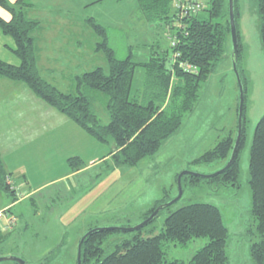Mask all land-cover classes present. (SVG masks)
I'll return each instance as SVG.
<instances>
[{
  "label": "rangeland",
  "instance_id": "1",
  "mask_svg": "<svg viewBox=\"0 0 264 264\" xmlns=\"http://www.w3.org/2000/svg\"><path fill=\"white\" fill-rule=\"evenodd\" d=\"M34 1L36 5L29 9V15L41 17L45 26L57 23L54 17L57 15L56 9L61 10L58 11L59 16L65 17L68 23H77L79 15L84 18L93 16L104 25L107 42L118 58L125 57L131 51L133 60H144L152 55L154 49L167 48L166 65L172 68L171 36L179 24L175 18L169 22L165 18H147L138 8L136 0ZM239 7L241 49L238 67L240 78L244 80L245 143L239 151L237 182L228 184L214 176H202L220 168L222 158L196 160L236 127L239 85L232 66L230 37L223 55L199 85L198 97L192 108L183 114L179 127L163 140L154 153L136 163L118 160L117 155L113 154L115 145L110 138H95L64 114L61 115L67 118L58 120L48 113L29 110V117L37 121L41 113L42 123H55L56 130L43 131L52 138L50 147L42 134L36 137L38 134L35 136V133L29 132V186H26L31 191L22 196L25 189L20 188L18 195L22 198L18 196V202L9 208L16 225L9 235L0 240V255L12 254L23 257L27 260L26 264H40L39 261L49 254L51 259L41 264H73L78 236L86 227L138 223L156 201L160 204L176 195L177 174L188 169L201 175L191 180L192 173H185L187 175L181 180L180 197L167 205L168 208L162 207L151 221L143 225L141 235L149 234L151 229L155 232L161 229L168 209L193 201L210 202L220 208L228 229V264H255L249 253L250 243L257 236L250 211L248 157L254 125L264 111V48L259 35L256 1L239 0ZM198 13L201 16L204 10ZM10 54L14 55L12 52ZM92 60V65V61L87 59L82 66L61 69L79 72L96 65L107 68L102 50H97ZM46 77L56 79L55 84L62 89L70 88L68 84L74 82L71 79L61 85L65 81L55 73ZM144 82V68L136 65L131 93L143 89ZM88 94L92 96L91 106L99 121L106 122L108 115L103 106L104 96L96 90L88 91ZM37 99L49 105L39 97ZM19 172L18 177L14 174L17 181L22 176ZM9 200L8 195L0 198L1 220L9 214V209L2 207ZM133 231L114 230L109 237L119 238ZM206 240L207 236H196L183 245L163 240L164 257L188 260ZM0 264H16V261L2 259Z\"/></svg>",
  "mask_w": 264,
  "mask_h": 264
},
{
  "label": "trees",
  "instance_id": "2",
  "mask_svg": "<svg viewBox=\"0 0 264 264\" xmlns=\"http://www.w3.org/2000/svg\"><path fill=\"white\" fill-rule=\"evenodd\" d=\"M33 1L0 0V5L10 14L9 18L0 15V30L13 39L14 44L9 48L18 58L17 63H11L0 57V76L25 83L40 99L95 138H110L115 145L113 154L127 163H136L154 153L163 140L179 127L183 114L192 108L198 97L199 85L223 55L226 42L230 39L228 0H136L145 17L165 18L167 22L175 18L179 23L171 36V50L178 52L176 57L172 54V68L166 65L167 48L154 49L152 55L144 60H133L131 51L118 58L107 42L104 25L93 16H88L84 21L97 36L95 47L103 51L107 68L96 65L84 70L74 76V89L61 90L41 75L36 63L38 49L33 31L40 26V20L29 15ZM195 1L199 2L198 7L180 15L181 8L176 4ZM233 1L239 59L241 39L238 20L241 11L239 0ZM255 1L259 35L264 48V0ZM199 10H204L201 16ZM136 65L144 68L145 82L143 89L132 94ZM242 82L244 84V80ZM91 90L104 96L103 106L108 115L104 123L99 121L91 106L92 96L88 94ZM244 110L243 101L242 132L234 158L227 168L212 175L223 183L235 184L238 180L239 151L245 143ZM236 127L196 160L222 158L224 164L232 149ZM248 174L250 211L257 236L250 243L249 253L255 264H264V111L253 128ZM186 175H181L180 182ZM190 176L191 180L199 178L197 174ZM0 190L11 201L16 200V187L1 156ZM158 204L159 201H156L142 217H146ZM15 225L13 219L6 230L0 228V240L9 235ZM142 227L119 238H110L109 233L120 229L91 232L81 243V264H228V229L220 208L213 203L193 201L168 209L162 228L156 232L151 229L149 234L141 235ZM196 236H207V240L188 260L164 257L163 240L183 245ZM48 256L43 257L40 264L50 260ZM16 264L19 263L16 261ZM73 264H76V255Z\"/></svg>",
  "mask_w": 264,
  "mask_h": 264
},
{
  "label": "crops",
  "instance_id": "3",
  "mask_svg": "<svg viewBox=\"0 0 264 264\" xmlns=\"http://www.w3.org/2000/svg\"><path fill=\"white\" fill-rule=\"evenodd\" d=\"M35 5L36 2L32 8ZM56 10L55 14L57 15H54V17L57 23L48 26H45L41 17L36 14H31V16L40 20V26L33 31L38 49L36 63L41 75L55 86H57L55 84L57 80L48 79L46 76H51L52 73H55L57 76L60 75L61 79L60 77L58 78L65 81L61 85H65L69 80H74V76L82 71L66 72L61 68L68 69L76 66L79 67L80 65L82 66L87 59L92 61L90 63V65H92V63H94L92 56L96 54L97 51L95 47L97 36L86 25L84 16L79 15L77 23H68L65 20V17L59 16L61 10ZM31 13H33V11H31ZM0 15L4 18H9L10 16L9 12L2 7H0ZM13 44V39L0 30V57L8 62L17 63V56L9 48V45ZM10 52L16 57L11 55ZM68 85L70 88L62 89L59 86L57 87L61 90H72L75 88L74 82L73 84ZM37 97L38 96L33 91H29L25 83L0 76V156L4 166L10 171V180L17 190L16 200H9L7 203L5 202L2 206L4 209L11 208L12 205L18 202L19 197L22 198V196H26L30 193L29 191H31L29 190V187L27 188L26 186H29V132L35 133V136L38 134L36 137H40V134H42L48 140L47 145L49 146L51 143V136L47 137L43 131L48 133L52 129L56 130V124L42 123L41 113H48V115L53 118L56 117L61 120L67 118L61 115L62 113H57V110L53 109L50 105L41 102ZM35 107L36 109H33ZM31 109L33 111H41V113H39L40 117L37 121L33 117H29V110ZM31 114L34 116V113ZM9 133L17 136L12 137ZM33 147L35 146H32L31 148ZM18 172L22 173L19 181L14 178L15 175V177L20 175H18ZM67 173L63 175L65 176ZM23 182L25 184L24 186H21ZM22 187L25 189L24 195L19 196L18 193H21L20 188ZM2 196L6 195L0 190V198H2ZM8 212L9 214L7 213V217H4L5 219H0V228L4 230L9 227V225L4 227L8 223L9 217H13V219L16 220L10 209ZM1 216L3 215H0V217Z\"/></svg>",
  "mask_w": 264,
  "mask_h": 264
},
{
  "label": "water",
  "instance_id": "4",
  "mask_svg": "<svg viewBox=\"0 0 264 264\" xmlns=\"http://www.w3.org/2000/svg\"><path fill=\"white\" fill-rule=\"evenodd\" d=\"M228 20H229V27H230V37H231V59H232V66L234 69V72L236 74L237 80H238V85H239V103H238V108H237V127H236V134H235V139L232 145V149L230 152V155L227 159V161L216 171L209 173V174H203L202 176H212L225 168H227L231 161L234 158L237 145L240 139V135L242 132V116H243V82L240 78V73L237 68V59H238V45H237V32H236V23H235V17H234V1L233 0H228ZM184 173H192V174H197L195 172H192L188 169H183L181 170L176 177L177 180V187L178 191L175 196L170 198L169 200L162 202L158 204L146 217H144L141 221H139L136 224L130 225V226H120V225H97L90 227L86 231L82 233L80 236L78 242H77V247H76V264H81V243L82 240L84 239L85 236L90 234L93 231L96 230H111V229H120V230H135L143 225L147 224L149 221H151L159 212V210L162 207H165L172 203L174 200L180 197L182 193V186L180 182L181 175ZM197 175H201V173H198ZM2 259H14L17 261L19 264H26V260L23 257L12 255V254H4L0 255V260Z\"/></svg>",
  "mask_w": 264,
  "mask_h": 264
},
{
  "label": "built area",
  "instance_id": "5",
  "mask_svg": "<svg viewBox=\"0 0 264 264\" xmlns=\"http://www.w3.org/2000/svg\"><path fill=\"white\" fill-rule=\"evenodd\" d=\"M177 6H179L181 8L180 10V15L184 14L185 12H187L188 9H195L196 7H198L199 5V2L198 1H195V2H188V3H179V4H176ZM174 38L172 40V42H174ZM178 55V52H174L173 53V57H176ZM186 65V64H184ZM0 215H2V212H0ZM13 222V217H9L8 218V223L4 226V227H7V225H10L11 223Z\"/></svg>",
  "mask_w": 264,
  "mask_h": 264
}]
</instances>
